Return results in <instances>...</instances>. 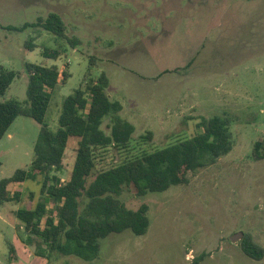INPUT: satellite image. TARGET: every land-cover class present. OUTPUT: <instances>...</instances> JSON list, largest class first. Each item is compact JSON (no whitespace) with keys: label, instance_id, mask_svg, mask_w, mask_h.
Returning <instances> with one entry per match:
<instances>
[{"label":"rangeland","instance_id":"obj_1","mask_svg":"<svg viewBox=\"0 0 264 264\" xmlns=\"http://www.w3.org/2000/svg\"><path fill=\"white\" fill-rule=\"evenodd\" d=\"M52 11L81 44L72 47L40 26L9 27ZM46 49L61 55L46 57ZM28 63L68 65L71 74L52 93L44 123L50 130L59 126L64 99L103 71L110 98L135 126L126 147L96 149L88 184L109 166L193 137L205 118L230 120L232 149L188 172L186 183L145 195L125 187L118 198L133 209L146 203L149 229L109 234L93 259L38 255L37 246L46 245L17 210L40 200V185L15 184L21 201L0 203V264H264V257L244 252L243 239L231 240L244 231L264 247V0H0V66L18 72L0 101H27ZM44 124L19 116L0 137V180L30 167ZM109 126L106 118L108 133ZM77 146L71 139L56 173L62 181L70 177Z\"/></svg>","mask_w":264,"mask_h":264},{"label":"trees","instance_id":"obj_2","mask_svg":"<svg viewBox=\"0 0 264 264\" xmlns=\"http://www.w3.org/2000/svg\"><path fill=\"white\" fill-rule=\"evenodd\" d=\"M29 26H40L66 39L72 47L82 43L78 36L67 35L64 18L55 11L46 17L39 16L35 23L9 27L24 30ZM44 54L49 58L61 55L57 49H46ZM27 70V101H0V137L19 116H29L44 124L53 91L71 76L68 65L59 68L28 63ZM17 74L0 66V96L6 93ZM109 85L110 78L103 71L98 78L87 79L85 87H78L68 95L63 101L58 128L52 131L45 124L41 127L30 167L17 169L12 176L0 180L1 204L21 201L22 191L11 189L15 184L32 180L40 185V200L34 206L17 210L26 229L45 243V248L37 246L40 256H46L48 250L93 259L100 252L101 240L111 233L130 229L136 235L145 234L150 226L148 205L128 207L118 198L125 187L133 185L138 194L145 195L186 183L188 172L215 163L232 149L230 120L205 118L201 123L203 129L193 137L109 166L88 184L95 168L96 149L111 145L126 147L135 131V126L121 116L122 103L110 98ZM106 118L110 119L109 133L103 129ZM73 138L78 144L76 159L70 177L62 181L56 173L63 169L65 151ZM27 242L32 244L30 238ZM243 250L252 258L264 257V247L251 234H245Z\"/></svg>","mask_w":264,"mask_h":264},{"label":"water","instance_id":"obj_3","mask_svg":"<svg viewBox=\"0 0 264 264\" xmlns=\"http://www.w3.org/2000/svg\"><path fill=\"white\" fill-rule=\"evenodd\" d=\"M245 237V232L244 231H239V232H236L234 233L232 236H231V240L233 242H237L241 239H243Z\"/></svg>","mask_w":264,"mask_h":264}]
</instances>
